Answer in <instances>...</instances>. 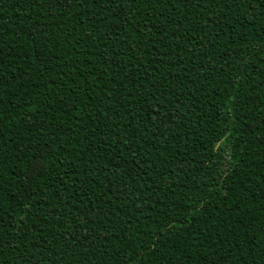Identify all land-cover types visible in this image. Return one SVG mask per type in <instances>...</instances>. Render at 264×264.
<instances>
[{
	"label": "trees",
	"instance_id": "obj_1",
	"mask_svg": "<svg viewBox=\"0 0 264 264\" xmlns=\"http://www.w3.org/2000/svg\"><path fill=\"white\" fill-rule=\"evenodd\" d=\"M0 264H264V0H0Z\"/></svg>",
	"mask_w": 264,
	"mask_h": 264
}]
</instances>
